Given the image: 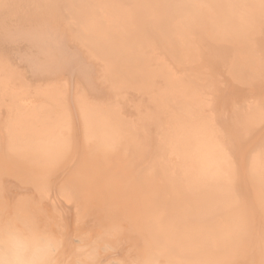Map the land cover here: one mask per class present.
<instances>
[{
    "label": "bare ground",
    "instance_id": "1",
    "mask_svg": "<svg viewBox=\"0 0 264 264\" xmlns=\"http://www.w3.org/2000/svg\"><path fill=\"white\" fill-rule=\"evenodd\" d=\"M17 1L0 212L118 225L101 264H264V0Z\"/></svg>",
    "mask_w": 264,
    "mask_h": 264
},
{
    "label": "clouds",
    "instance_id": "2",
    "mask_svg": "<svg viewBox=\"0 0 264 264\" xmlns=\"http://www.w3.org/2000/svg\"><path fill=\"white\" fill-rule=\"evenodd\" d=\"M119 232L118 225L106 224L69 238L61 223L21 202L0 212V264H101L115 251Z\"/></svg>",
    "mask_w": 264,
    "mask_h": 264
},
{
    "label": "rangeland",
    "instance_id": "3",
    "mask_svg": "<svg viewBox=\"0 0 264 264\" xmlns=\"http://www.w3.org/2000/svg\"><path fill=\"white\" fill-rule=\"evenodd\" d=\"M15 1H16V0H15ZM25 1H26V0H19V1L16 2V4L18 5L17 8H19V7L22 8V9L19 8V9H21V11L18 12L17 14L25 15L26 11H28V10L26 9V11H25V8H24V10H23V7L29 8L28 6H29V5H32L30 2H25ZM24 3H25V4H24ZM26 3H27V4H26ZM28 3H29V4H28ZM65 3H66V2H65ZM19 4H20V5H19ZM66 5H67V6H66ZM7 6H8V5H7ZM61 6L64 8V9L62 8V9L64 10V13H65L64 16H66V17L68 16V18H70L69 21H68V22H70V23H69L70 25H68V27H69V26H72V25H73V22H72V19H71V17H70L71 13H69L71 10L68 11L70 5H69L68 3L64 4V2H63V4H61ZM65 6H66V7H65ZM13 7L16 8V6H13ZM32 7H33V5H32ZM66 9H67V10H66ZM7 10H8V9H7ZM30 10H31V9H29V11H30ZM8 11H9V10H8ZM22 11H23V14L21 13ZM29 11H28V12H29ZM10 12H11V11H10ZM28 12H27V13H28ZM30 12H31V11H30ZM30 12H29V13H30ZM71 12H72V11H71ZM11 13L14 14V11L11 12ZM17 14H16V15H17ZM66 27H67V26H66ZM71 28H72V29H75L76 26L73 25ZM75 30H77V31H75ZM75 30H74V31H75V36H76V35L79 36V39H81V38H83V37H85V36L87 35V33L85 32V30H84L83 28H81V27H80V28H76ZM82 30H83V31H82ZM81 31H82V32H81ZM76 32L79 33V34H77ZM84 32H85V33H84ZM81 35H82V36H81ZM84 35H85V36H84ZM67 38H68V37H67ZM66 40H67V41H66ZM66 40H65V41L68 43V47H69V42H70V45H72V43H73V45L75 44V50H77V49L79 50V48L82 47L81 45L78 47V45H79L78 40H75V39H74V40H72V42H71V40H68V39H66ZM73 41H74L75 43H74ZM66 42H64V43L67 44ZM77 44H78V45H77ZM73 45H72V49L74 50ZM76 45H77V47H76ZM70 47H71V46H70ZM72 49H71V50H72ZM81 50L84 51V49H83V48H82V49L80 48V53H83V52H81ZM84 53H85V51H84ZM81 55H82V54H81ZM98 64H99V63H98ZM98 64L96 63V65H98ZM99 65H100V64H99ZM99 65L97 66V69L95 68L96 70H99V69H98V68H99ZM96 70H94V71H96ZM97 72H98V71H97ZM73 81H74V80H73ZM72 84H73V85H72ZM72 84H71V85H72V88H73V89L70 88V91H71V89H72V91H73L74 88H75L76 91L78 92L77 88L74 87V85H75L74 82H72ZM75 86H76V85H75ZM229 90H230V89H227V92H229ZM128 108H129V106H128ZM130 110H131V109H130ZM63 204L66 205V206H68V205L65 204V203H63Z\"/></svg>",
    "mask_w": 264,
    "mask_h": 264
}]
</instances>
